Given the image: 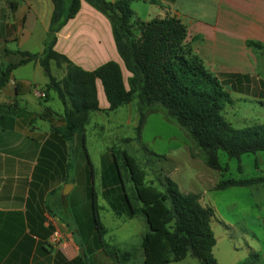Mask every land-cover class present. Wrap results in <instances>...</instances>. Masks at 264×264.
<instances>
[{
    "label": "crops",
    "instance_id": "crops-1",
    "mask_svg": "<svg viewBox=\"0 0 264 264\" xmlns=\"http://www.w3.org/2000/svg\"><path fill=\"white\" fill-rule=\"evenodd\" d=\"M139 1L148 2L132 1L136 19L169 13L182 20L192 50L222 81L232 102L238 96L264 106L260 103L264 101V0H154L149 1L154 8L148 18L138 16L134 4ZM52 10L51 0H0V68L23 59L16 50L42 52ZM53 48L84 70L115 61L124 82L130 76L117 51L110 19L86 0L80 1L78 12L56 32ZM49 67L55 78L63 77L65 70L54 61ZM47 81L44 69L33 59L14 68L0 87V264H122L99 245L91 223L92 192L97 198V191L110 193L119 186L104 188L101 177L107 168L99 163L97 172L93 167L87 139L93 116L119 107L108 111L102 84L96 79L100 110L90 112L84 132L63 138L56 130L64 125L63 106L54 91L45 89ZM36 88L45 97L36 96ZM93 127L103 128L100 120ZM73 202L82 222L88 224L83 231L75 226ZM56 209L69 217L74 228ZM222 223L226 228L233 226L226 218ZM257 225L262 234L248 235L246 246L248 254H258L256 264H264L263 215ZM75 231L82 235L79 241ZM90 238L95 244L91 248L85 242ZM248 254L243 260L224 258L222 264L241 263Z\"/></svg>",
    "mask_w": 264,
    "mask_h": 264
},
{
    "label": "trees",
    "instance_id": "trees-1",
    "mask_svg": "<svg viewBox=\"0 0 264 264\" xmlns=\"http://www.w3.org/2000/svg\"><path fill=\"white\" fill-rule=\"evenodd\" d=\"M51 1L53 10L42 52L16 50L23 59L0 68V87L14 68L37 59L48 77L45 89L54 91L63 106L64 125L56 129L63 138L69 139L76 132H84L90 112L100 110L95 85L99 79L109 103L108 111L136 102L135 136L121 140H136L145 152L154 154L141 142L146 108L154 105L161 108L166 119L185 130L195 146L204 152V162L212 169L228 170L227 165L219 162L218 150H223L229 158L264 151V120L236 128L224 118L222 110L232 103L229 91L192 50L186 38L187 27L179 17L165 13L140 20L134 18L133 0H86L110 19L117 51L130 73L124 82L121 68L115 61H107L88 71L54 50L56 32L78 12L81 0ZM51 61L64 68L61 79L51 74ZM109 155L108 170L103 176L104 188L119 186L120 192L116 197L119 202L111 207L117 214L125 210L130 217L143 215L148 227L140 242L142 264H169L187 256L196 258L200 264H218L213 254L216 243L211 228V221L216 218L213 207L202 204L198 193L182 192L168 176L158 179L161 188L152 181L148 182L146 170L126 149L117 152L112 146ZM88 164L91 165L89 159ZM122 166L128 172L138 205L126 190ZM260 180L264 181V178L226 179L216 183L215 188L250 185ZM91 208V223L99 245L121 263L118 248L104 240L107 230L99 217L93 192ZM257 260L258 254L251 251L248 259L238 264H256ZM82 264L88 263L83 261Z\"/></svg>",
    "mask_w": 264,
    "mask_h": 264
},
{
    "label": "rangeland",
    "instance_id": "rangeland-1",
    "mask_svg": "<svg viewBox=\"0 0 264 264\" xmlns=\"http://www.w3.org/2000/svg\"><path fill=\"white\" fill-rule=\"evenodd\" d=\"M149 1L153 2L154 0L139 1L134 4L139 17L152 16L154 6ZM135 32L138 31L135 30ZM233 99L234 102L226 105L222 110V115L234 127L241 128L264 120V106L252 100L239 99L238 96ZM260 103L262 104V102ZM136 110L137 104L133 101L131 105L121 106L108 114L102 113L93 116L87 128L88 148L93 167L98 172L99 163H101L102 168L105 169L109 161L110 148L114 146L117 152L126 149L146 170V180L154 182L155 186L161 188L158 179L168 176L178 184L182 192L198 193L201 203L212 206L217 217L216 220L212 219L211 228L217 241L215 248L213 247V253L219 263L222 264L224 258L231 261L243 260L242 258L248 254L246 244L250 242L251 234L253 233L257 237L262 234L257 223L259 217L264 216V181L260 180L247 186H230L223 189L213 188V184L229 178L250 179L258 176L264 178V151L248 152L241 154L239 158H229L223 150H218L219 162L222 165H227L228 170L220 172L212 169L204 162V152L195 146L185 130L166 119L161 108L154 105L146 108L147 116L141 132V142L149 151L154 152L151 154L145 152L136 140L128 142L121 140L124 137L135 136L134 127L138 119ZM132 118L135 121L134 125L131 123ZM99 120L102 123V129L93 127L94 122ZM106 146L109 147L104 152ZM121 173L127 192L132 196L134 204L138 205L134 198V190L128 172L123 166ZM97 179L99 181V176ZM101 179L104 185V177ZM117 191L119 194L118 189H112L110 193L97 191L98 214L107 230L104 240L110 246L118 248L122 264H130L131 261L133 264H141L143 253L140 242L148 227L141 214L130 217L125 210L117 214L111 207V204L116 205L117 201L119 202L116 198ZM75 204L73 202L71 205L75 217H77L75 226L83 231L88 224H84L82 218L74 210ZM117 208L120 211L119 206ZM56 212L63 215L59 217L74 228L67 215L61 211L60 213L57 209ZM223 218L231 220L233 226L226 228L222 223ZM81 237L80 233L74 232L75 240L79 241ZM85 242L90 248L95 246L92 238ZM169 264H200V262L194 257L187 256L181 261Z\"/></svg>",
    "mask_w": 264,
    "mask_h": 264
},
{
    "label": "built area",
    "instance_id": "built-area-1",
    "mask_svg": "<svg viewBox=\"0 0 264 264\" xmlns=\"http://www.w3.org/2000/svg\"><path fill=\"white\" fill-rule=\"evenodd\" d=\"M35 94L38 97H42V98L45 97V93L43 91H41L40 89H38V88L35 89Z\"/></svg>",
    "mask_w": 264,
    "mask_h": 264
},
{
    "label": "water",
    "instance_id": "water-1",
    "mask_svg": "<svg viewBox=\"0 0 264 264\" xmlns=\"http://www.w3.org/2000/svg\"><path fill=\"white\" fill-rule=\"evenodd\" d=\"M82 250V249H81Z\"/></svg>",
    "mask_w": 264,
    "mask_h": 264
}]
</instances>
